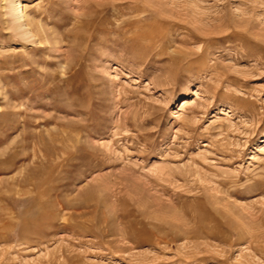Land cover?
I'll return each mask as SVG.
<instances>
[{
	"label": "rangeland",
	"instance_id": "rangeland-1",
	"mask_svg": "<svg viewBox=\"0 0 264 264\" xmlns=\"http://www.w3.org/2000/svg\"><path fill=\"white\" fill-rule=\"evenodd\" d=\"M10 1L0 264H264V0Z\"/></svg>",
	"mask_w": 264,
	"mask_h": 264
},
{
	"label": "bare ground",
	"instance_id": "bare-ground-1",
	"mask_svg": "<svg viewBox=\"0 0 264 264\" xmlns=\"http://www.w3.org/2000/svg\"><path fill=\"white\" fill-rule=\"evenodd\" d=\"M10 2H11L10 3L11 4V12L13 14L14 21L16 23L18 30L21 31L20 33H23L24 35H27L29 37L32 36L33 32L31 30L29 31V29L27 28L28 24L25 21L26 13H25V10L23 8L22 2L20 0H17V1L11 0Z\"/></svg>",
	"mask_w": 264,
	"mask_h": 264
}]
</instances>
